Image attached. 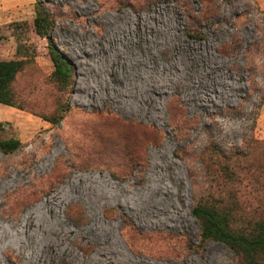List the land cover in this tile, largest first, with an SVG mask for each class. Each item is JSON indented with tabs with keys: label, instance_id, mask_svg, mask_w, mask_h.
Here are the masks:
<instances>
[{
	"label": "rangeland",
	"instance_id": "1",
	"mask_svg": "<svg viewBox=\"0 0 264 264\" xmlns=\"http://www.w3.org/2000/svg\"><path fill=\"white\" fill-rule=\"evenodd\" d=\"M39 5L66 87L33 31ZM7 59L25 64L0 105V140L20 143L0 151V264H240L200 243L191 210L221 205L244 232L264 220V0H0ZM135 84L146 111L125 97ZM125 126L135 149L103 146Z\"/></svg>",
	"mask_w": 264,
	"mask_h": 264
},
{
	"label": "trees",
	"instance_id": "2",
	"mask_svg": "<svg viewBox=\"0 0 264 264\" xmlns=\"http://www.w3.org/2000/svg\"><path fill=\"white\" fill-rule=\"evenodd\" d=\"M51 25L48 14L39 5L32 20L33 31L36 36L48 41L51 78L58 86L66 87L71 78V64L55 47L49 33ZM24 64L22 59L0 60V105L15 106L12 85ZM136 137L140 138L139 134L125 126L116 139H111L103 146L108 149H135ZM19 145L17 140H0V151L13 153ZM191 216L199 224L201 244L219 242L237 257L240 264H264V220L254 222L247 232L236 230L226 209L221 205L204 202L193 207Z\"/></svg>",
	"mask_w": 264,
	"mask_h": 264
},
{
	"label": "bare ground",
	"instance_id": "3",
	"mask_svg": "<svg viewBox=\"0 0 264 264\" xmlns=\"http://www.w3.org/2000/svg\"><path fill=\"white\" fill-rule=\"evenodd\" d=\"M139 28V27H138ZM116 29V28H114ZM161 29V28H160ZM162 30V29H161ZM135 31V30H134ZM143 31V30H142ZM141 30H139L138 32H140L139 34L142 35V40H144V42L148 45L149 42H147L148 40V36L147 34H143ZM137 32V33H138ZM136 33V34H137ZM121 35H124V38L129 42L130 40H132L133 38V31L132 29L129 27H127L126 29L123 28V30H118V31H111L109 32V38H108V44H117V37L121 36ZM139 40V39H138ZM119 42L121 41H118V45H119ZM124 42V41H123ZM134 43H137V42H134ZM133 43V44H134ZM121 44V43H120ZM113 46V45H112ZM117 47H115L116 49ZM146 48V47H145ZM118 51V50H117ZM149 51V50H148ZM143 53V52H142ZM127 54V53H126ZM151 54V53H150ZM143 55V54H142ZM152 55V54H151ZM145 57V56H144ZM144 59V58H143ZM136 63H138L140 66L144 67L145 65L148 66V64L146 62H142L143 60H140L137 59V60H134ZM154 62V61H153ZM152 62V63H153ZM145 63V64H144ZM135 66H138V65H135ZM159 66V65H157ZM163 67V66H162ZM147 68V67H145ZM161 68V67H160ZM146 70V69H145ZM161 70V69H160ZM148 71V70H147ZM161 73V71H159ZM139 75V74H138ZM148 75V74H147ZM147 77V76H146ZM138 78L140 79L141 81V85L143 84V82L145 81L144 77L142 76H138ZM149 79V78H148ZM146 84V82H144ZM148 84V82H147ZM149 85V84H148ZM134 88L131 92H129L127 95H125V97H129L131 99H133V101L136 102V108H140L142 109L143 111H146L148 110V108H150L152 105H153V102L155 101V99L153 98V95L151 93V90L150 88H147L145 90H143L142 92L140 90H138V87L135 85H133ZM141 87V86H140ZM145 87V86H144ZM150 87V86H149ZM156 106V105H155ZM154 109V108H152ZM196 123H197V120H195ZM54 200H58V198L56 199V196L54 195H50V198L46 200V203L47 204H51ZM59 200H60V197H59ZM107 212V211H106ZM124 217V216H123ZM126 219V221L129 222V219L128 217H124V220ZM59 223H57V226ZM130 224V223H129ZM132 225V224H131ZM35 225H34V217L31 213H27L26 216L23 218L22 220V225H20V233L22 234H27L28 231L32 230L31 232H29V236H31L32 234H34L35 232ZM136 230H138L136 227H135ZM64 232L62 230H58L56 232L57 235H61L63 234ZM28 235V234H27Z\"/></svg>",
	"mask_w": 264,
	"mask_h": 264
}]
</instances>
